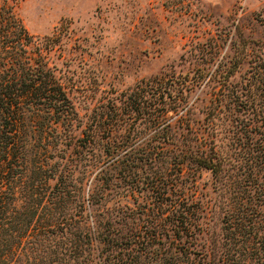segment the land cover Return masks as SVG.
<instances>
[{
	"label": "rangeland",
	"instance_id": "rangeland-1",
	"mask_svg": "<svg viewBox=\"0 0 264 264\" xmlns=\"http://www.w3.org/2000/svg\"><path fill=\"white\" fill-rule=\"evenodd\" d=\"M7 2L36 39L55 38L42 53L74 104L79 143H84L81 129L88 117L136 84L161 81L171 88L160 98L156 93L157 100L181 98L182 108L167 113L171 124L163 130L128 121L111 134L112 153L104 154L108 138L103 136L77 146L76 154L66 149L80 190L86 195L100 191L98 170L124 147L126 166L101 187L109 205L152 202L148 181L154 171L170 182L177 179L173 189H182L198 209V226L188 236L196 242L189 246L190 255L233 252L242 258L252 253L263 258L250 257L248 263L262 264L264 0ZM31 143L38 145L36 135ZM190 147L217 151V176L189 161L183 153ZM179 159L184 161L180 172ZM101 248L98 241L92 244V264H99Z\"/></svg>",
	"mask_w": 264,
	"mask_h": 264
},
{
	"label": "trees",
	"instance_id": "trees-1",
	"mask_svg": "<svg viewBox=\"0 0 264 264\" xmlns=\"http://www.w3.org/2000/svg\"><path fill=\"white\" fill-rule=\"evenodd\" d=\"M54 43L51 37L36 39L12 5L0 0V264H92L96 241L102 244L99 264H249L250 257L262 260L252 253L242 258L233 257V252L217 257L204 253L199 259L191 256L189 246L196 242L188 236L198 226L197 206L182 189H173L177 179L170 182L155 171L148 181L154 190L152 202L109 205L101 187L107 188L112 173L126 166L124 147L98 170L100 191L93 189L86 195L80 190L74 167L65 159L66 149L76 154L77 146L91 145L95 137L103 136L108 138L104 154L112 153L115 145L109 137L128 121L163 130L171 124L167 113L178 112L182 101L157 100V94L160 98L171 88L161 81L136 84L88 117L81 129L84 143H79L74 104L42 53ZM35 135L36 146L31 143ZM192 148L183 153H188L189 161L217 176L221 165L217 151ZM183 162H176L179 172Z\"/></svg>",
	"mask_w": 264,
	"mask_h": 264
}]
</instances>
